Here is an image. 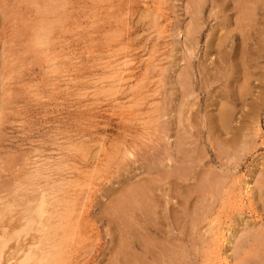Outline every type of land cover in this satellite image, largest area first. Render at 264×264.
I'll use <instances>...</instances> for the list:
<instances>
[{"label": "rangeland", "instance_id": "1", "mask_svg": "<svg viewBox=\"0 0 264 264\" xmlns=\"http://www.w3.org/2000/svg\"><path fill=\"white\" fill-rule=\"evenodd\" d=\"M190 1L0 0V212L42 197L29 264H129L147 188L132 230L164 264H264V8L245 30Z\"/></svg>", "mask_w": 264, "mask_h": 264}, {"label": "bare ground", "instance_id": "2", "mask_svg": "<svg viewBox=\"0 0 264 264\" xmlns=\"http://www.w3.org/2000/svg\"><path fill=\"white\" fill-rule=\"evenodd\" d=\"M214 6L216 7H220V10L222 8V6H224L225 4H231L232 8L235 9L238 13L237 17L235 18V24L240 27L241 29H248L247 26H249V24H251L252 21H254L253 15L254 12H256L257 10L263 9L264 8V1H259V0H212ZM192 2V0L190 1V3ZM193 2L195 4L201 3L200 0H193ZM202 4V3H201ZM194 5H192L193 7ZM199 6V5H198ZM189 7V6H188ZM191 7V6H190ZM194 8V7H193ZM192 9V8H191ZM223 9V8H222ZM196 10V9H195ZM219 10V8H218ZM197 11V10H196ZM213 12V11H212ZM218 12V11H217ZM197 13V12H196ZM195 13V14H196ZM234 13V12H233ZM256 16V15H255ZM193 18V17H192ZM221 20V19H220ZM193 22V21H192ZM198 24V23H197ZM193 25V23H192ZM199 25V24H198ZM252 26V25H251ZM197 27V26H196ZM231 29V28H230ZM235 29V28H234ZM232 31V30H231ZM231 31H228V34L226 35V37L231 33ZM187 32V31H186ZM232 34V33H231ZM194 35V34H193ZM245 36V35H244ZM222 38V37H220ZM224 38V37H223ZM247 38V37H246ZM245 38V39H246ZM224 43V42H223ZM220 44V43H219ZM215 47V46H214ZM220 47V46H219ZM216 49V48H215ZM219 50V49H218ZM221 50V49H220ZM261 54V53H260ZM189 58V57H188ZM257 59V58H256ZM189 61V60H188ZM226 62V61H225ZM226 69V68H225ZM245 70V69H244ZM224 72V71H223ZM222 72V73H223ZM246 72V71H244ZM214 74V73H212ZM224 75V74H223ZM212 76V75H211ZM247 76V75H246ZM216 78V77H215ZM228 78V76H227ZM224 79V78H223ZM247 80V79H245ZM186 81V79H185ZM211 81V80H210ZM219 81V80H218ZM188 82V81H187ZM190 82V81H189ZM208 82V81H207ZM213 82V81H211ZM216 82V81H215ZM247 82V81H246ZM241 84V83H240ZM183 85V84H182ZM185 85V84H184ZM187 86V85H186ZM225 86V85H224ZM187 90V89H186ZM221 90V89H220ZM182 94V93H181ZM228 94V93H227ZM183 96L185 95L184 93L182 94ZM188 95V93H187ZM182 97V96H181ZM222 97V96H221ZM188 98V96H187ZM232 98V96H231ZM185 100V99H184ZM183 100V101H184ZM225 104V102H224ZM223 107V105H222ZM229 108V107H228ZM221 109V108H220ZM181 110V109H180ZM191 110V109H190ZM222 110V109H221ZM183 112V111H182ZM253 112V111H252ZM180 113V112H179ZM229 110H226L222 112L220 119H221V123L222 121L225 122L224 127L226 125V123L228 122V120L230 119V114H229ZM246 113V112H245ZM257 123V122H256ZM223 124V123H222ZM221 124V127H223V125ZM226 129V128H225ZM227 131V129H226ZM176 135V134H175ZM184 138V137H183ZM177 139V138H176ZM180 139H182L180 137ZM175 140V139H174ZM208 140V139H207ZM180 142V141H179ZM177 145H179L181 147V145L183 144V142H180ZM182 143V144H181ZM186 143V142H185ZM219 145V144H218ZM103 148V147H102ZM182 149V148H181ZM192 149V148H191ZM219 149V148H218ZM183 150V149H182ZM181 150V151H182ZM188 151V150H187ZM185 152V150H184ZM201 152V151H200ZM195 153V152H194ZM182 154V153H181ZM186 153H184L183 156H185ZM220 155V154H218ZM188 156V155H186ZM230 156V155H229ZM184 158V157H183ZM186 159V158H185ZM193 158H191L192 160ZM230 159V158H229ZM196 160V158H195ZM200 160V159H199ZM198 161V160H197ZM197 163V162H196ZM192 164V163H191ZM150 166V165H149ZM186 166V165H185ZM180 167V166H179ZM190 167V166H189ZM182 168V167H181ZM150 169V168H149ZM187 168H185L183 171L179 172L178 177H185V172ZM182 170V169H181ZM192 170V169H191ZM163 171V170H162ZM211 173V172H210ZM215 173V172H213ZM209 175V174H208ZM207 176V175H206ZM152 177H150L151 179ZM210 178V177H209ZM215 179V178H214ZM143 180V179H142ZM224 180V179H223ZM151 181V180H150ZM208 181V180H207ZM215 182V181H214ZM218 182V181H217ZM221 182V180H220ZM151 183V182H149ZM204 183V182H203ZM208 183L207 185L205 184L206 187V191H209V187L211 189L216 187V184L218 185V183H213L210 184L209 181L205 182ZM128 185V184H127ZM135 185V184H134ZM148 185V184H147ZM146 186V185H145ZM149 187L151 186L148 185ZM220 186V185H218ZM143 187V186H142ZM141 187V188H142ZM153 187V186H151ZM138 188V187H137ZM203 188V189H204ZM217 188V187H216ZM247 188V186H246ZM135 189V187H134ZM143 189V188H142ZM146 189V188H145ZM149 190V188H147ZM146 189V190H147ZM155 190V188H152ZM146 190H135L132 191L129 194V201H127V203L129 205H122V207H120L122 209V214L124 215L123 220H124V224L126 227V236H125V248L128 250L127 254L131 257V259L127 260V262L129 264H164V263H169L173 261V254L172 251H169L168 248H166L164 246L161 245H157L154 244L150 239H142L141 237L137 234L134 236L136 231H133L132 229H136V222L133 218L134 212L135 210L140 208L142 209L143 212L139 213V214H144L145 217V223L151 224L150 222H154V214L156 213L155 208H157V204L154 202L153 199V195L151 196V194L153 192L150 193V195L146 192ZM153 191V190H152ZM244 191H246L244 189ZM202 194V193H201ZM259 194V193H258ZM15 199V198H14ZM127 199V200H128ZM124 201V200H123ZM168 201V200H167ZM43 199L41 197V199L38 201L37 204H35V208H25L23 211V214L21 215V217L17 218V224L14 225H18L17 227H13L10 226L11 221L13 220V216H12V207L10 205H8L2 212H0V225L2 224V228H0V264H29V262H31V260H33L34 258V254L31 250V248L29 249V247L27 246V244L24 243H20L19 240L22 238V234L25 233V230L27 228V226L29 228L32 227L33 224L36 223H41L43 221ZM126 204V203H125ZM25 205V204H24ZM166 206V205H165ZM31 207V206H30ZM139 207V208H138ZM141 211V210H140ZM21 214V213H20ZM164 214V213H163ZM115 215V214H113ZM36 216V217H34ZM118 216V215H117ZM143 216V215H142ZM153 216V217H152ZM156 218V217H155ZM16 220V219H15ZM37 220V221H36ZM15 222V221H13ZM119 223V222H118ZM155 223V222H154ZM153 224V223H152ZM116 225V224H115ZM146 226V224H145ZM150 226V225H149ZM154 226V224H153ZM69 227V226H67ZM66 228V227H65ZM147 228V226H146ZM64 230V229H63ZM68 230V229H67ZM72 230V229H71ZM24 235V234H23ZM31 235V234H30ZM65 235V234H64ZM25 236V235H24ZM153 236V235H152ZM69 238V237H68ZM35 240V239H34ZM44 240V239H43ZM122 241V240H121ZM124 242V241H123ZM163 244V243H162ZM136 246L143 251L144 255L139 254V252H136ZM19 250H18V249ZM33 249V248H32ZM61 249V247L59 248ZM63 250V249H61ZM38 253V252H37ZM54 253V252H53ZM126 254V255H127ZM51 255V254H50ZM56 255V253H55ZM127 255V256H128ZM58 256V255H57ZM151 258V260L148 262V258ZM57 257L54 256V258L52 260H56ZM262 259V258H261ZM249 261V260H248ZM256 261V260H255ZM264 261V260H263ZM120 263V262H119ZM252 263V262H251ZM249 264V263H248Z\"/></svg>", "mask_w": 264, "mask_h": 264}]
</instances>
